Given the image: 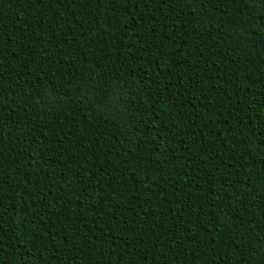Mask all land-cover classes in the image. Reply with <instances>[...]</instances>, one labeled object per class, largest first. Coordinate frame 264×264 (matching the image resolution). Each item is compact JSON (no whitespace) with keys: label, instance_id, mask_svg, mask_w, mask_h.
I'll list each match as a JSON object with an SVG mask.
<instances>
[{"label":"trees","instance_id":"obj_1","mask_svg":"<svg viewBox=\"0 0 264 264\" xmlns=\"http://www.w3.org/2000/svg\"><path fill=\"white\" fill-rule=\"evenodd\" d=\"M0 264H264V0H0Z\"/></svg>","mask_w":264,"mask_h":264}]
</instances>
